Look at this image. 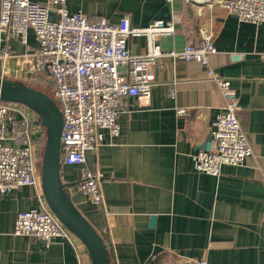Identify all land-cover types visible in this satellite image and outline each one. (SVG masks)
Returning <instances> with one entry per match:
<instances>
[{
  "label": "crops",
  "instance_id": "obj_1",
  "mask_svg": "<svg viewBox=\"0 0 264 264\" xmlns=\"http://www.w3.org/2000/svg\"><path fill=\"white\" fill-rule=\"evenodd\" d=\"M65 5L92 21L118 22L127 15L136 26L176 15V34L158 40L163 50L196 44L201 29L210 32L216 53L209 67L235 88L237 117L252 149L245 165H223L217 176L196 171L191 154L207 141L226 100L198 62L162 57L150 64L155 83L148 101L121 100L118 134L104 130L101 145L86 152L85 167L100 174L101 204L75 186L79 166L60 169L72 204L106 244L111 263L264 264V23L238 21L220 6L192 0H65ZM145 43L143 36L128 39L132 53H143ZM0 44L8 51L0 58V78L29 85L42 80L27 81L37 49L31 30L26 44L1 35ZM169 82L175 98L168 94ZM176 107L186 113L177 115ZM36 160L40 167L38 154ZM42 204L41 183L0 193V264H92L74 235L46 244L13 233L16 214Z\"/></svg>",
  "mask_w": 264,
  "mask_h": 264
},
{
  "label": "built area",
  "instance_id": "obj_2",
  "mask_svg": "<svg viewBox=\"0 0 264 264\" xmlns=\"http://www.w3.org/2000/svg\"><path fill=\"white\" fill-rule=\"evenodd\" d=\"M165 1L170 3L172 0ZM205 2L209 7L220 6L238 21L256 25L264 23V0ZM176 19L173 15L169 20L158 19L147 26H136L130 23L127 15L118 22L89 20L80 11L69 12L65 0L0 1V35L3 40L15 38L26 44L28 31L34 34L37 49L34 62L27 69V81L32 84L45 77L50 80L51 97L56 101L63 120L60 136L62 164L81 168L76 184L93 204L102 201L100 174L85 167L86 152L101 145L104 130L110 135L118 134L117 115L121 100L134 97L139 102L148 101L155 83L148 68L162 57L195 61L204 66L207 76L216 82L226 100L223 110L211 124L209 139L191 154L194 169L217 176L223 165H245L252 154L237 117V92L228 78L209 67V61L216 53L212 34L201 29L198 43H186L180 49H162L158 40L176 34ZM139 36L146 40L145 51L132 53L128 39ZM7 56L8 51L0 44V58ZM166 86L169 96L175 98L174 82ZM175 110L177 115L186 113L184 107ZM35 119L36 114L25 105L0 100L1 194L40 183L36 154L41 126ZM13 233L38 238L46 244L59 238L71 241L73 236L46 203L19 211ZM161 264L207 263L199 259L191 263L166 261Z\"/></svg>",
  "mask_w": 264,
  "mask_h": 264
},
{
  "label": "water",
  "instance_id": "obj_3",
  "mask_svg": "<svg viewBox=\"0 0 264 264\" xmlns=\"http://www.w3.org/2000/svg\"><path fill=\"white\" fill-rule=\"evenodd\" d=\"M192 1L202 4L206 0ZM0 100L21 103L37 114L38 122L44 127L45 132L39 167L45 203L64 227L84 244L92 264H112L106 244L72 204L67 185L61 181L60 136L63 120L54 99L37 87L20 81L0 78ZM206 139L208 140L209 136Z\"/></svg>",
  "mask_w": 264,
  "mask_h": 264
},
{
  "label": "rangeland",
  "instance_id": "obj_4",
  "mask_svg": "<svg viewBox=\"0 0 264 264\" xmlns=\"http://www.w3.org/2000/svg\"><path fill=\"white\" fill-rule=\"evenodd\" d=\"M45 76V75H44ZM43 81H45L44 82V86H43V89H45V91H46V93L47 94H49L50 96H51V83H49V80H48V78L47 77H45V78H43ZM48 84V85H47ZM55 101V100H54ZM56 102V101H55ZM57 104V103H56ZM58 106V105H57ZM38 118V116H37V114H36V119L35 120H38L37 119ZM37 123H38V121H37ZM39 124V123H38ZM40 125V124H39ZM41 126V125H40ZM41 145H42V147L44 146V142H45V132H44V127L42 126L41 127ZM60 152H61V150H60ZM39 162H40V160H39ZM75 186L77 187V184H75ZM78 188V187H77ZM84 194V193H83ZM87 198V197H86Z\"/></svg>",
  "mask_w": 264,
  "mask_h": 264
},
{
  "label": "trees",
  "instance_id": "obj_5",
  "mask_svg": "<svg viewBox=\"0 0 264 264\" xmlns=\"http://www.w3.org/2000/svg\"><path fill=\"white\" fill-rule=\"evenodd\" d=\"M44 82L45 81H43V79L42 80H40L39 81V83L37 84H32L31 86H34V87H37V88H39V89H41L42 91H44V92H46L45 91V89H43V86H44ZM48 85V84H47ZM5 102H7V101H5ZM42 132V131H41ZM41 133H40V135L38 136V139H37V142L39 143V150L37 151V154H38V156H39V160H41V155H42V149H43V147H42V145H41Z\"/></svg>",
  "mask_w": 264,
  "mask_h": 264
}]
</instances>
